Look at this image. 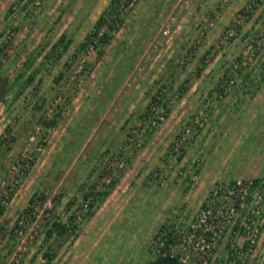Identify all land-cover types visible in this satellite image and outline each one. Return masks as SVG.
Masks as SVG:
<instances>
[{
    "label": "rangeland",
    "instance_id": "rangeland-1",
    "mask_svg": "<svg viewBox=\"0 0 264 264\" xmlns=\"http://www.w3.org/2000/svg\"><path fill=\"white\" fill-rule=\"evenodd\" d=\"M241 2L229 0L222 4L221 0H190L186 6L178 0H131L127 5L117 7L115 12L119 11L120 18L113 23L108 42L101 43L93 37V41L80 47L79 44L86 40L96 18L109 6L110 0H0V200L7 195L4 203L0 201V264H40L39 256L45 250L54 252L49 264H59L61 256H109L105 259L113 262L111 264H132L141 257L154 258L150 244L157 236L151 239L145 234L146 230L142 232L143 235L135 236L133 241L117 236L126 232L122 229H128L127 223L120 217L123 216L122 212L114 218L111 207L105 205L107 197L129 166L131 158L146 146L147 136L150 138L159 132L172 112L179 109L170 118L178 128L171 140H158V162L148 170L146 176L147 180L153 179V184L158 188L159 182L167 181L173 174L184 178L186 166L182 158L185 148L209 124V109L216 104L218 94L222 92L221 95L230 98L237 90L243 89V94H250L258 87L264 77V49L257 51L252 60L233 72L231 76L234 82L228 88L224 89L226 84L221 77L222 69L242 54L245 42L264 26V7L258 16L253 15L264 2L245 11L247 15L238 21L239 13L246 10L250 0H244L243 4ZM113 17L118 16L114 13ZM258 18L261 19L258 21ZM165 26L167 33L162 32ZM229 27L234 29L233 34L225 36L224 32ZM106 28L107 25H104L102 29ZM63 33L70 38L66 48L63 47L64 42H58ZM261 39L264 45V35ZM54 42L57 45L50 51ZM129 52H133L135 60L132 58L127 69L123 70V66L120 69L118 63L126 57L131 58ZM115 62L117 69L123 70L124 74L118 84V77L111 76L110 84L115 87L109 90L108 85L102 84L108 80V72L113 70ZM96 79L97 83L100 82V99L105 98L107 93L111 94L105 105L100 107L102 111L98 118L101 126L109 122L112 113L119 109L124 94L137 87H149L145 97L142 96L135 105L139 114L125 126L121 141L112 148L99 150L88 165V169L92 168L83 177L82 189L78 190L77 195H65L64 183L58 184L63 176V171H60L63 166L57 164L59 158L53 160L57 162L56 165L49 166L52 175L45 178L39 176L37 181L36 177L43 160L49 157L51 142L56 140L55 137L58 139L61 119L63 123L67 120L78 121L79 113L71 116L69 111L74 109V98L85 88L84 84L88 85L91 80L96 82ZM202 79L210 82V85L212 83L213 87L210 89L209 83L203 86ZM245 79L248 83H244ZM191 85L198 88L199 91L194 94L199 95L193 107L189 106L187 115L182 117L184 109L179 104L185 99ZM161 90L162 94L159 93ZM159 94L163 98L160 108L164 110V117L154 125L146 124V110L153 101L152 96L155 99ZM89 100L83 97V104L78 108L92 111ZM226 103L232 111L234 108L235 111L239 110L240 106L235 107L234 97L226 100ZM100 108L95 105V110ZM196 120L201 124L198 125ZM70 125L67 126L68 133ZM186 126L194 129L193 138L185 142L176 161L170 164L168 175L162 179L154 178L152 173L162 162L168 163V150ZM134 138L136 141H133ZM57 144H60L58 140ZM54 156L50 154L51 158ZM195 157L201 158L196 154L187 164H192ZM24 159L29 161L27 168L23 167ZM121 160L125 164L120 167ZM106 164L115 171V177L106 188L110 189L107 197L100 205L94 206L95 212L89 215L91 206L86 210L81 207L83 194L100 178ZM67 168H71V165ZM53 175L58 176V180L48 185V178L52 179ZM198 178L188 179L189 185L194 186ZM160 190L166 192L163 187ZM101 191H96L95 195H100ZM183 192L178 191L180 198H183ZM199 195H188L187 203L191 204L188 217L186 221L181 218L176 222L185 224L193 217L203 201L197 205ZM43 196H50L53 205L40 215L37 227H34L36 232L33 233V226L29 223L31 203ZM149 199L148 207L141 209L142 214L137 216L150 215L153 204ZM195 206H198L197 209ZM78 208L81 209L78 222L65 233L54 232L46 236L45 231L53 222L72 221V212ZM22 213L27 223L24 230L18 233V220ZM172 221L174 218L164 224L169 226ZM107 247L109 250H104ZM253 256L255 260L251 264H264V238L261 248H257ZM81 263L91 264L90 261Z\"/></svg>",
    "mask_w": 264,
    "mask_h": 264
},
{
    "label": "crops",
    "instance_id": "crops-1",
    "mask_svg": "<svg viewBox=\"0 0 264 264\" xmlns=\"http://www.w3.org/2000/svg\"><path fill=\"white\" fill-rule=\"evenodd\" d=\"M243 3L244 0H242L241 4ZM263 5L264 4L255 11V13H257L253 14L254 17L259 15L258 12L264 7ZM261 18H258V21ZM243 35L244 34H242V37ZM128 55H130L131 58L126 59V57L123 61L120 60V63H118L120 64V69L121 66H123V70L124 68L127 69L132 58L135 60L136 56L133 57V52H129ZM118 64L115 62L113 70L111 69L108 72L110 73L107 75L108 80H105L102 84L103 86L108 85L109 90L115 87L110 84L112 80L111 76L115 78L118 77L116 78L117 84L120 78H123L124 71L117 69ZM113 71H115V73ZM201 83L203 86L207 83L210 85V82H206L205 79H202ZM244 83H248V80L245 79ZM84 86L85 88L83 87L81 89L82 91L74 98V109L69 110L71 111V116L79 113V115H77L79 117L78 121L74 123L71 120H67L63 123L64 120L61 119L58 139L54 136L56 140L53 139L54 142L52 141L49 146L51 147V149H49V157L43 160L44 163L36 177L37 181L39 176L45 178L46 175H52L51 167L49 166L53 164L56 165L57 162L54 163L55 158H59L57 164L63 166L61 167L62 169H60V171H63V176L59 180L57 178L58 176L56 177L54 175L52 179L48 178V185H53L56 180H58L59 185L64 183L62 186L65 195L69 194L70 196L77 195L78 190L82 189L84 185L83 177L85 178V173L91 170L92 166L88 169V165L90 166L93 162L97 152L106 147L112 148L121 141L125 126L139 114L135 105L139 103V99L142 96L145 97V93L149 87H137L134 88L132 92L124 94L122 96L123 98L120 100L119 109L112 113V118L109 122H105L103 126H101V122L98 118L102 111L100 107L105 105L110 93L105 94V98L100 99L98 96L100 82L97 83V79L96 82L91 80L88 82V85L84 84ZM209 87L211 89L213 84L211 83ZM206 88L207 87H204L203 89ZM197 89L198 88L194 85H191L190 91L185 99L179 104L182 106L181 108L184 109L183 111L181 110L183 112L182 117L187 115L189 106L193 107L194 101L197 100L196 97L199 93L194 94L195 91H199ZM103 91L105 93L104 89ZM143 91L144 93H142ZM201 91L203 90L201 89ZM189 94L191 95L189 96ZM234 94L235 107L240 106L239 110L235 111L236 108H234L232 111L231 107L226 103V100L232 99L233 97L230 96V98H228L227 95L218 94L219 98H217L216 104L209 109V124H207L205 129L200 131L196 138L185 148L182 158V163H185V165L189 166L187 163H189L196 154L201 156L197 173L199 178L197 177L198 179L194 186H192V184L189 185L186 176L182 179L181 176H177L176 174H173L170 179L165 182H159V188L158 185L156 186L153 184V179H146L148 170L158 162V140H171L175 133V129L178 128V125L173 123L170 118H173V115H175L179 109L168 116L159 132L150 136L151 139L147 136L146 146L143 150H140L141 152H137L136 155L131 158L129 166L115 183L114 188L107 197L108 200L105 205L111 207V212L115 216L114 218L116 219L122 212L123 216L120 217L126 220L127 223L126 227L128 229H122L126 230V232L118 233L117 236H122L123 240L133 241L135 236H141L142 232L146 230L145 234L147 233L152 239L156 233L155 229L170 220V218H174V221H179L181 218L182 221H186L185 219H187L191 207V204L187 203V199L191 194L193 197L200 194L196 198L198 205L207 195L213 183L219 179L264 177V77L260 80L258 87L250 94H243V89L241 91L237 90ZM83 97L90 98L89 102L92 111L87 110V108L86 110H80V108H78L83 104ZM113 98L114 97H112V99ZM101 100L102 102H100ZM95 105L100 109L95 110ZM69 124H71V130L68 133L67 126ZM81 126L82 128H80ZM88 130L92 131L88 132ZM158 136L159 139H157ZM57 140L60 144L56 145ZM72 144H74V146H71ZM83 151L85 152L81 154ZM50 154H55V156L51 158ZM70 165L71 168H67ZM73 166L75 168H72ZM77 167L79 168L77 169ZM162 187L166 189L165 193L160 190ZM177 190L185 191L182 193L183 198H180L181 193L179 194ZM199 197L202 199L198 200ZM149 198H151L153 204L150 206V215L137 216V214H142L141 209H144L146 206L148 207V203L150 202ZM195 207L197 209L198 206ZM196 209L193 210L196 211ZM263 238L264 229L257 245L259 249L261 248ZM106 240L108 241V239ZM104 250L108 251L109 248H104ZM107 257L109 256H61L59 258V264H82V261H86V263L90 261L91 264L95 262L99 264L113 263H109L108 260L105 259ZM254 258L255 256H252L248 264H251L255 260ZM151 259V257L149 259L147 257H141L138 260H134L132 264H143ZM38 261L41 263L44 259L39 256Z\"/></svg>",
    "mask_w": 264,
    "mask_h": 264
},
{
    "label": "built area",
    "instance_id": "built-area-1",
    "mask_svg": "<svg viewBox=\"0 0 264 264\" xmlns=\"http://www.w3.org/2000/svg\"><path fill=\"white\" fill-rule=\"evenodd\" d=\"M183 5H188L190 0H178ZM229 0H221V3H227ZM264 0H250L246 10L240 12L237 20L242 21L247 15L245 11L257 7ZM218 12V11H217ZM167 26L162 30L167 33ZM234 29L229 27L225 30V36L233 34ZM264 35V26L259 28L252 37L245 42V50L242 54L236 56L230 61V64L222 69L221 77L225 82V88H228L234 82L233 72H236L242 65L247 64L253 59V56L264 49L262 36ZM164 89V88H163ZM165 90V89H164ZM163 90L159 91L162 94ZM157 95L146 110V124L154 125L164 117V110L160 108L163 102L161 95ZM196 123L200 125L196 120ZM194 129L192 126H186L183 132L178 136L169 148L168 163L162 162L152 174L153 177H163L168 175L170 164L176 161V156L180 153L185 142L193 138ZM132 139V138H129ZM133 141H136L134 138ZM32 158V156H28ZM27 159V160H29ZM19 162V160H17ZM123 160L119 161V166H123ZM200 159L195 157L192 164L185 165L186 170L183 175H189L191 179L198 177L197 168ZM195 165V166H194ZM29 161L24 159L23 167H28ZM180 172V171H179ZM115 171L106 164V168L101 171V176L92 186L95 192L106 189L113 178ZM7 195L1 198L4 203ZM93 196L89 195L82 202V209L86 210L91 205ZM53 205L50 196L40 197L39 200H33L30 210V225L33 226L32 232H36L37 222L40 215ZM80 208L74 210L73 220H57L68 226L78 222L80 219ZM22 213L17 226L18 233L24 230L27 222ZM25 223H24V222ZM264 229V177H243V178H225L219 179L213 183L209 192L203 199L199 208L193 217L185 224L172 221L169 226L150 244V252L153 257L162 255L175 257L182 264H248L250 258L254 255L259 238ZM171 231L172 240L167 241V231ZM32 236V234H31ZM24 240L22 239L21 242ZM222 244V245H221ZM221 246V247H220Z\"/></svg>",
    "mask_w": 264,
    "mask_h": 264
},
{
    "label": "trees",
    "instance_id": "trees-1",
    "mask_svg": "<svg viewBox=\"0 0 264 264\" xmlns=\"http://www.w3.org/2000/svg\"><path fill=\"white\" fill-rule=\"evenodd\" d=\"M130 1L131 0H110L109 6L107 5L104 8V10L96 18V21L93 24V29L90 31V33L87 34L86 40L79 44L80 47H83L84 45H86L88 41L90 42L93 41L94 40L93 37H96L101 43L108 42L110 39V30L113 28V23L115 22L116 19L120 18V16L118 15L119 11L115 12L117 11V7L120 4L127 5ZM114 13L116 16H118L117 18L113 17ZM104 25H107V28L103 30L102 28ZM58 42H64L63 47L66 48L68 44L70 43V38H66L65 34L63 33L59 36ZM56 45H57V42H54L50 46V51H53V48H55ZM152 99H154V96H152ZM197 172H198V168H197ZM185 176L187 177L186 178L187 180L191 179L189 175H184V177ZM257 179H259V177H255V180ZM109 191L110 189H104L101 191L100 195H95V197L94 195H92V193H94L93 190L90 189L89 191L87 190L84 191V194H83L84 199H86L89 195L93 196L92 198L93 201L90 203L91 208L89 210V215L95 212L96 209H94V206L100 205L102 201L109 194ZM1 211H2V207H0V212ZM165 227H167V225L162 224L158 228L154 236H159L162 233L161 230L162 229L164 230ZM67 230H68V226H66L64 223L53 222L52 226L47 228L45 233H46V236L48 237V236H51L54 232H56L57 234H62V233H65ZM166 235H167V241H171L173 239L172 233L170 230L167 231ZM53 256H54V252H51L50 250H45L41 254V257L44 259V261L41 262L40 264H49ZM143 264H182V263L179 260H177L175 257L158 255Z\"/></svg>",
    "mask_w": 264,
    "mask_h": 264
}]
</instances>
